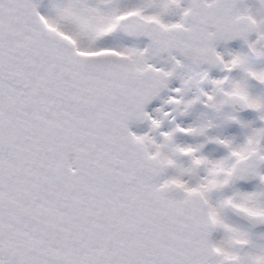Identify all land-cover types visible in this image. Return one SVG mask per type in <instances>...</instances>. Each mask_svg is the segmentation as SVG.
<instances>
[{"label": "snow or ice", "instance_id": "6c2138e0", "mask_svg": "<svg viewBox=\"0 0 264 264\" xmlns=\"http://www.w3.org/2000/svg\"><path fill=\"white\" fill-rule=\"evenodd\" d=\"M0 264H264V0H0Z\"/></svg>", "mask_w": 264, "mask_h": 264}]
</instances>
